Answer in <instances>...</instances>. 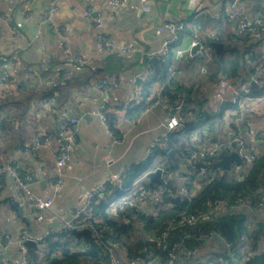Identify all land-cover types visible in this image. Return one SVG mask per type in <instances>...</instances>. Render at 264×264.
<instances>
[{
  "label": "crops",
  "instance_id": "0c3cea01",
  "mask_svg": "<svg viewBox=\"0 0 264 264\" xmlns=\"http://www.w3.org/2000/svg\"><path fill=\"white\" fill-rule=\"evenodd\" d=\"M228 1L230 0H128L120 6L112 4L110 0L0 2L7 19L0 18V54L19 55V60L9 65L11 80L0 87V116L3 123V130L0 132V158L17 159L25 170L33 173V192L52 196L51 183L56 153L62 140L59 133L60 121L69 116L81 119L77 144L65 168V187L50 208L34 211L17 194L13 174L6 172L3 175L0 185V233L12 238L5 250L6 258L13 259L21 255L19 239L23 230H29L34 238L40 239L47 231L62 228L73 211L85 204L91 190L106 182L109 187L112 183L116 184L115 181H110L114 173L126 166L132 168L137 162L145 161L152 142L161 144L163 123L167 119L165 106L153 105L135 113L131 118L129 109L117 106L124 104L134 93L132 79L135 76H139L140 85L143 81L150 83L152 92H160L162 82L151 69L147 52L160 49L164 40L170 37L162 26L165 22L185 21L191 28L188 32L185 29L186 32L181 33L182 40L180 37L177 41L179 43L175 42L168 53L169 56L172 55L169 74L177 73L178 82L194 89L192 95L186 96L185 102L192 111L186 114L189 123L180 128H184L180 139H189V143L193 138L201 146L212 141L230 139L236 107L229 102L221 105L219 101L221 97L227 100L231 93L219 86L218 76L200 82L202 74L207 75L211 66L217 65L215 58L222 56L216 55L210 43H224L226 50L221 53L223 56L229 55L228 47H238L260 52L264 59V27L261 39L249 37L247 41H239L238 38L244 39L247 36L238 35L237 23L230 22L224 16ZM199 2L201 6L196 9ZM53 3L57 8L52 21L43 22V14ZM87 6L94 7L102 15L103 31L116 44L113 49L107 50L98 42L100 31L93 20L84 14ZM257 8L264 10V0H245L238 11L253 15L260 12ZM28 13L31 14L30 18H27ZM56 27H64L65 36L57 33ZM13 28L18 29L17 34ZM194 34L201 37L209 50L212 49L204 64L197 65L191 57L181 60L176 57L180 49L191 51ZM128 43L133 44V49L125 52L121 47ZM48 54L52 56L50 61L47 59ZM67 54L83 57L87 62L74 66L67 62ZM29 67L31 72L27 71ZM195 68H198L199 73L192 76L190 70ZM67 69L72 70V75L65 79L64 72ZM241 74L237 76V81L245 76L244 72ZM196 77L199 79L196 80ZM105 78L115 79L118 86L111 91H104L98 87L97 82ZM54 93H57L56 102H49L48 98ZM142 98L143 93H140L132 108ZM104 103L109 105L108 115L111 114L115 123L117 122V132L101 119L99 111ZM247 109L251 110L249 113L254 127L259 132H264V104H256L255 108L248 106ZM211 124L213 127H210ZM114 136L118 137L117 141H114ZM38 137L40 145L37 143ZM249 138L254 142L251 141L254 147L264 145ZM183 158L184 155L180 163ZM147 173L139 178L141 184L145 180L149 182ZM179 183L178 177V188ZM198 185L199 182L197 189ZM121 193L123 194L122 191ZM109 195L112 201L121 196L113 191H109ZM157 201L161 202L162 198H157L155 202ZM148 204L140 206L154 210ZM110 211L116 213L113 209ZM39 243L37 240V245ZM1 244L2 240L0 251ZM150 256L152 254L139 264H156L154 260L149 263Z\"/></svg>",
  "mask_w": 264,
  "mask_h": 264
},
{
  "label": "built area",
  "instance_id": "2783aa9c",
  "mask_svg": "<svg viewBox=\"0 0 264 264\" xmlns=\"http://www.w3.org/2000/svg\"><path fill=\"white\" fill-rule=\"evenodd\" d=\"M3 0H0V2ZM245 0H230L228 1L226 7L224 8V16L230 22L237 23L236 33L240 36H249L251 38H262L261 28L264 26V10L257 12L253 15H247L238 11V7L241 6L242 2ZM114 5L120 6L128 2V0H110ZM201 4L196 7L200 8ZM56 4H51L45 13L43 14V22H51L53 15L56 11ZM84 14L91 18L94 22L95 27L100 31L98 35V42L107 50L113 49L116 44L113 41V38L103 31L104 21L102 15L99 14L96 9L92 6H87L84 9ZM31 14H27V18H30ZM0 18L7 20L5 14L3 13L0 6ZM163 28L167 30L170 34V37L165 39L162 47L158 50H150L147 52V57L150 60L159 58L163 55H167L170 51L171 46L180 39L181 33H183L187 27L185 21H168L165 22ZM56 32L65 36L66 32L64 27L55 28ZM14 33H18L17 28H13ZM39 37V34L36 35ZM199 46V48L192 55L190 49H180L177 51V57L181 59H186L189 57L205 58L209 49L206 44L203 43L202 39L198 34H194L191 42V47ZM125 52H130L133 49V44L128 43L121 47ZM47 59L50 61L52 56L48 54ZM18 54H0V87L7 84L11 78L9 73V65L13 61H18ZM67 62L72 65H82L87 62L86 59L80 56H73L72 54H67ZM254 72L248 79H242L237 81L236 78L231 76L223 75L219 77L218 84L220 87L228 90L231 93V97L225 100L223 97L220 98L219 103L225 105L229 102L231 105L236 107V113L234 120L231 125V137L226 141H212L208 145H199L196 139H191L189 142L188 152L185 154L183 161L180 163V167L176 172H169L164 167L162 168L161 175V184L157 187H146L145 185L140 184V180H135L131 186H126V180L131 172V167L126 166L122 170L112 175L110 181H115L119 189L123 194L114 199L110 205V210H115L116 212H126L130 208L138 207L147 203H151L157 200V198H162V201H167V197H176L177 192L183 196H192L194 195L197 189L198 179L204 178L211 173V169L208 167L213 160H217L218 154L222 149L231 147L232 151H237L241 155V159L245 160L247 164H251L255 160V154L249 151L247 145V139L249 137L256 139L260 143H264V132H259L252 122L250 116L251 110H248V106L255 108L256 104H264V94L256 95L254 91V86L252 81L255 80L257 83L262 74H264V59H259L255 62L253 66ZM31 68L27 69L28 72H31ZM175 68L172 69L174 71ZM175 72L171 75L172 88L175 87L173 83L177 80ZM72 75V70L67 69L64 72V78H69ZM169 80V81H170ZM134 84V93L125 101L124 104L117 106L119 108L129 109L132 107L133 103L136 101L138 95L140 94L141 85L139 83V76H135L132 79ZM98 87L102 88L104 91L108 92L113 90L118 86V83L115 79H102L97 82ZM162 91L163 84L160 88ZM49 102H56L57 93H54L48 98ZM165 106L167 111V119L163 123V141L161 144L152 142L149 149L148 155L154 154V152L159 148H166L170 142L172 133L176 132L183 126V116L181 114V108L184 105V100H182L176 111H173L171 105L168 103L167 99L163 98L161 95L157 98L144 110H147L153 105ZM109 105L104 103L101 105L99 114L103 122L107 124V113L109 111ZM142 110V111H144ZM80 117L69 116L65 117L60 121L59 124V133L62 138L61 143L57 148L56 153V162L54 168V174L52 179V196H42L37 195L31 189V184L34 180L33 173L29 170H25L20 162L17 159H1L0 158V185L3 175L6 172L13 174L15 179V190L17 194L21 196L34 211L46 210L50 208L56 196H58L64 189L66 183L65 168L70 162L73 150L77 144V134L79 132L78 127L80 123ZM3 130V123L0 116V132ZM247 138L245 139V137ZM42 140V138H41ZM47 140V138H46ZM118 137L114 136V141H117ZM252 141V140H250ZM253 142V141H252ZM37 143L40 145L41 141L38 137ZM254 143V142H253ZM206 161L201 166H197L196 162ZM179 177L180 186L179 188L176 185V180ZM175 178V182H174ZM109 181V182H110ZM175 186V188H174ZM108 192V182L100 184L95 187L87 194L86 202L82 207L73 211L69 220L64 223V226L59 229H52L46 232V235L42 238H34L29 230H23L20 235V254L18 257L13 259L6 258L5 250L11 243V236L8 234L0 233V240H2L0 251V262L2 264H25L26 259L28 258V249L30 248L26 242L31 239L37 240L40 242L48 236H57L64 232H67L70 229L81 228L85 225V220L89 218L94 212L97 205V202L100 198H104ZM256 204L259 206H264V195L257 199ZM226 205L224 203L217 202L215 206L211 205L209 210H204L198 214L183 215L180 217H174L167 225L160 231L159 235H154L152 239L156 241L161 249L165 250L169 248V240L171 237V231L176 227L184 226L187 224H195L198 221L212 220L218 214H220L222 208ZM228 209H239L242 207H250V204L242 198H238L235 203L226 206ZM217 236V233H214L210 237L213 238ZM116 243L112 242L111 245L107 246L109 252V258L105 264H139L144 259L142 257H133L131 255H119L115 249ZM182 242H176L174 244V249L171 252V255L168 258L163 257H153L151 256V263L154 260V263L158 264H211L212 257L203 256L201 250L194 249L191 252H186L185 248L183 249ZM185 254V259H178L179 251ZM228 257H223L218 260L221 264H247V262L261 254L264 253V238H259L257 240H252L248 237H243L242 241H239L234 246H228L227 248ZM176 251V252H175ZM178 252V253H177ZM157 258V259H156ZM214 261V260H213Z\"/></svg>",
  "mask_w": 264,
  "mask_h": 264
},
{
  "label": "trees",
  "instance_id": "16d2710c",
  "mask_svg": "<svg viewBox=\"0 0 264 264\" xmlns=\"http://www.w3.org/2000/svg\"><path fill=\"white\" fill-rule=\"evenodd\" d=\"M257 11H260L259 8ZM238 39L247 41L249 36ZM227 49L229 55L221 54L222 56L218 59L215 58L217 65H213L209 71L210 77L218 76L219 78L226 75L237 78L242 75L241 72H244L245 76L242 79H248L253 74V66L261 58V53L238 47H228ZM169 55L150 60L151 69L158 74L157 78L163 84L162 91L152 92L150 83L143 81L140 90V93H143V98L136 106L129 108V118L148 107L157 96L161 95L167 99L173 111H176L180 102L184 100V105L181 108L183 125L189 123L186 114L192 109L185 100L186 96L194 93V89L191 90L183 86L177 80L173 83L175 87L172 88L173 80H170L172 77L168 71L172 64V55ZM191 58L195 61L194 57ZM254 91L256 95L264 94V74L261 75ZM107 124L115 131L117 130V122L115 123L114 117L108 113ZM210 127L213 125L211 124ZM183 129L172 133L166 148H158L145 161L134 164L125 185L131 186L135 180L143 178L145 173L157 166L164 167L169 172H176L189 147V139L186 141L180 139V136L184 134ZM246 141L249 151L255 154V160L251 164L241 160V162L231 165V169L224 170L222 167L216 166L215 160H213L208 166L211 173L198 179L199 188L194 195L182 197L177 192L176 197H167L165 202L149 203L148 205L153 206L154 210L139 206L130 208L126 212H111L109 207L112 199L109 191L118 195L122 193L117 184L112 183L110 187L108 185L106 196L98 200L95 212L85 220L84 226L41 240L36 248L28 249L29 256L25 264H105L109 258L107 246L112 242L116 243L115 249L119 255L140 256L143 259H148L147 256L150 254L153 257L168 258L176 242H182L187 253L199 249L203 256L211 255L210 257L213 258V256L222 255V252H225L224 257H228V246H234L242 241L243 237L252 240L264 238V206L256 204L257 199L264 195V145L254 147L250 140ZM230 148L222 149L220 153L228 154L231 151ZM171 149L174 150L175 159L169 155ZM203 162L198 161L196 165L201 166L204 164ZM142 180L144 181V179ZM142 185L147 188L158 186L156 183L150 185L146 180ZM238 198L248 202L251 208L228 209L226 207L235 203ZM217 202L224 203L226 206L214 219L179 226L171 231L169 248L161 249L159 244L152 239L155 234L159 235L172 218L198 214L201 211L209 210L211 205L215 206ZM214 233H217V236L211 238L210 236ZM143 255L146 256L143 257ZM178 259L186 260L185 254L181 250ZM210 263L221 264L213 259ZM0 264L2 263L0 262ZM247 264H264V253L251 258Z\"/></svg>",
  "mask_w": 264,
  "mask_h": 264
},
{
  "label": "water",
  "instance_id": "95a60500",
  "mask_svg": "<svg viewBox=\"0 0 264 264\" xmlns=\"http://www.w3.org/2000/svg\"><path fill=\"white\" fill-rule=\"evenodd\" d=\"M211 45H212V47H213V49H214V51L218 57L224 51L225 46H226L224 43L217 42V41L211 42ZM198 48H199V46H193L191 48V54L193 55ZM252 85L254 87H257V82L255 80H253ZM85 118H88V116H86ZM169 155L172 159H175L173 149H171L169 151ZM241 160H242L241 155L237 151H231L228 154L219 153L218 154V160L215 161V165L222 167L224 170H229L232 167L231 165H233L234 163H239V162H241ZM161 174H162V169L160 167L156 168L153 171H149L147 173L146 177L149 179L150 185H152L154 183L160 185L161 184ZM26 244L30 248H36L37 247V242L35 240L29 239L26 242Z\"/></svg>",
  "mask_w": 264,
  "mask_h": 264
},
{
  "label": "rangeland",
  "instance_id": "374dc122",
  "mask_svg": "<svg viewBox=\"0 0 264 264\" xmlns=\"http://www.w3.org/2000/svg\"><path fill=\"white\" fill-rule=\"evenodd\" d=\"M190 29H191V28H190L189 26L186 27V31H187V32H188ZM261 30H262V28H261ZM186 31H185V32H186ZM183 34H184V33H183ZM183 34L180 35L181 40H182V36H183ZM181 40H180V41H181ZM178 43H179V42H177V44H178ZM210 44H211V43H210ZM211 47H212V46H211ZM210 53H212V49L208 51V53H207V55H206L205 58H197V59L195 60V63H196L197 65H198V64H204V63H206V61H207V59H208ZM194 58H195V57H194ZM201 68H202V67H201ZM211 69H212V66H211V68H210V71H211ZM190 71H191L190 74H193L192 76H194L195 73H199L198 68H195V70H194V69H191ZM198 76H200V75H198ZM201 77H202V78H201V81H200V82H203V81H205L206 79H209L210 75H209V73H208L207 75H203V74H202ZM195 79L198 80L199 78L196 77ZM177 156H178V154H177ZM224 255H225V252H222V255L213 256L212 259H213L214 261H218V260L222 259V258L224 257ZM208 256H211V255H208Z\"/></svg>",
  "mask_w": 264,
  "mask_h": 264
},
{
  "label": "clouds",
  "instance_id": "9594fccd",
  "mask_svg": "<svg viewBox=\"0 0 264 264\" xmlns=\"http://www.w3.org/2000/svg\"><path fill=\"white\" fill-rule=\"evenodd\" d=\"M230 152H231V151H230ZM230 152H229V153H230ZM217 160H218V159H217ZM217 160H216V161H217Z\"/></svg>",
  "mask_w": 264,
  "mask_h": 264
}]
</instances>
